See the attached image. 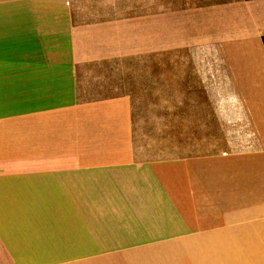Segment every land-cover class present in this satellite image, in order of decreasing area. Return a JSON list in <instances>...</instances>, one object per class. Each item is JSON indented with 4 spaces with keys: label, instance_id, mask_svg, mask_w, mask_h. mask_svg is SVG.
<instances>
[{
    "label": "crops",
    "instance_id": "1",
    "mask_svg": "<svg viewBox=\"0 0 264 264\" xmlns=\"http://www.w3.org/2000/svg\"><path fill=\"white\" fill-rule=\"evenodd\" d=\"M247 247H264V0H0V264H247Z\"/></svg>",
    "mask_w": 264,
    "mask_h": 264
},
{
    "label": "rangeland",
    "instance_id": "2",
    "mask_svg": "<svg viewBox=\"0 0 264 264\" xmlns=\"http://www.w3.org/2000/svg\"><path fill=\"white\" fill-rule=\"evenodd\" d=\"M179 59L184 62H206L210 61V55H177V60ZM183 72L184 92L186 89V92H188L189 94H198L200 96L201 93L206 94L207 90L208 93H210V75L208 79V86L206 82L203 81V79L206 80V77H199V75H202V73H206V71L184 70ZM247 264H264V247H247Z\"/></svg>",
    "mask_w": 264,
    "mask_h": 264
}]
</instances>
